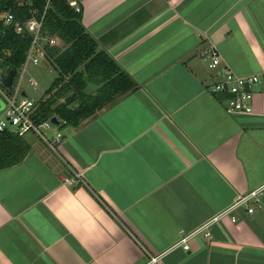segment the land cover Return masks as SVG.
<instances>
[{
    "label": "crops",
    "instance_id": "1",
    "mask_svg": "<svg viewBox=\"0 0 264 264\" xmlns=\"http://www.w3.org/2000/svg\"><path fill=\"white\" fill-rule=\"evenodd\" d=\"M75 1L139 87L56 151L25 137V159L0 169V264H264V199L175 246L264 183V0ZM225 64L263 79L252 113L210 91Z\"/></svg>",
    "mask_w": 264,
    "mask_h": 264
},
{
    "label": "trees",
    "instance_id": "2",
    "mask_svg": "<svg viewBox=\"0 0 264 264\" xmlns=\"http://www.w3.org/2000/svg\"><path fill=\"white\" fill-rule=\"evenodd\" d=\"M48 0H0V15L11 11L22 21L31 18L32 10L43 13ZM44 32L59 36L64 49L48 48L49 62L59 75L39 101L38 120L57 117L60 130L79 127L84 120L138 89L133 77L123 70L83 24L82 12H76L69 0H50L44 19ZM29 34H19L0 19V70L5 77L10 69L19 70L30 46ZM88 82L97 84L93 93L86 92ZM30 144L14 132H0V169L22 162ZM79 185H82L79 183ZM100 199V198H98ZM109 213L112 209L99 200Z\"/></svg>",
    "mask_w": 264,
    "mask_h": 264
},
{
    "label": "built area",
    "instance_id": "3",
    "mask_svg": "<svg viewBox=\"0 0 264 264\" xmlns=\"http://www.w3.org/2000/svg\"><path fill=\"white\" fill-rule=\"evenodd\" d=\"M43 13L38 12L37 9L32 10L31 18L27 20H20L15 17L13 12L6 11L0 15V19L3 20V24L6 26H12L19 34H29L31 37L30 46L27 51L26 59L23 66L20 68L21 73H16L13 81V85H16V77L19 80L16 85V89L12 95H9L1 90V86L4 87L3 80L7 76H3V72L0 70V93L5 98V107L0 108V132L11 131L15 134L25 137L28 134L36 135L44 140L52 150H57L58 145L64 139L62 131H58L52 141H49L42 132V129H49L54 123L52 118L45 121H39L38 106L39 101L31 98L25 91H21L22 81L27 73V67L30 63L38 65L43 61L49 60L48 48L57 46H63L62 39L57 35H49L44 32V19L46 9ZM70 6H72L76 12H82L83 7L75 0H69ZM64 43V42H63ZM209 55L211 58L210 67L217 68L222 62V57L219 50L215 45H212L209 49ZM222 74V79L215 82L210 86V91L220 96L226 106V111L230 114L236 113H252L253 99H254V86L257 83H263V79L260 75L252 74L247 76H241L235 73L228 65H224L219 71ZM28 81L31 86H37L38 82L35 78L29 77ZM6 87V86H5ZM23 92L26 94L24 95ZM43 97L42 99H44ZM220 100V101H221ZM55 143H57L55 149ZM78 182H82L81 174L75 173ZM264 199V183L247 191L244 194L239 195L234 203L220 215L214 217L210 221L205 222L196 230L184 234L176 247H183L185 250L189 249L188 241L195 235L204 234L206 237L211 236L210 227L212 223L230 214L237 209H244L247 213H254L261 208ZM233 221L237 220L236 215L232 216ZM164 253H150L149 259L146 264H161Z\"/></svg>",
    "mask_w": 264,
    "mask_h": 264
},
{
    "label": "rangeland",
    "instance_id": "4",
    "mask_svg": "<svg viewBox=\"0 0 264 264\" xmlns=\"http://www.w3.org/2000/svg\"><path fill=\"white\" fill-rule=\"evenodd\" d=\"M63 46H61V49H64L67 45L66 43H63ZM214 70H217L214 69ZM19 73H21V69L18 70ZM59 75V71L53 66L51 62L43 61L38 65H33L30 63L27 67V73L25 74V78L22 81L21 85V91H25L31 98L35 100H40L43 97H46V91L51 86L52 82L55 80V78ZM19 75L16 77V85L19 80ZM33 77L37 80L38 85L37 86H31L28 78ZM16 85H13L11 87H3L1 86V90L9 95H12L16 89ZM98 88L97 84L93 82H88L86 92L93 93ZM5 107V98L2 93H0V108ZM64 132L70 131L69 127H66L63 129ZM60 130L57 124H53L49 129H42V132L47 137L49 141H52L53 136ZM25 137L27 139H31L32 142H38L42 145H45L47 149L50 151H53L52 148L41 138L37 137L36 135L33 136V134H28ZM57 143H55V149H56ZM55 151V150H54Z\"/></svg>",
    "mask_w": 264,
    "mask_h": 264
},
{
    "label": "water",
    "instance_id": "5",
    "mask_svg": "<svg viewBox=\"0 0 264 264\" xmlns=\"http://www.w3.org/2000/svg\"><path fill=\"white\" fill-rule=\"evenodd\" d=\"M16 73H17V70H16L15 68L10 69V70L8 71L7 76H6V77L4 78V80H3V84H4V86H6V87H11V86H12L13 81H14V78H15V76H16ZM23 94L25 95L26 93L23 92ZM52 122H53L54 124H58V123H59V120H58L57 117H53V118H52Z\"/></svg>",
    "mask_w": 264,
    "mask_h": 264
}]
</instances>
